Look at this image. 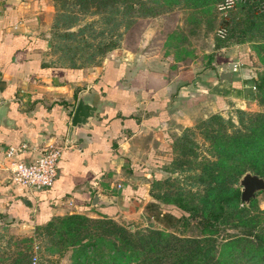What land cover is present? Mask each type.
<instances>
[{
    "label": "rangeland",
    "instance_id": "obj_1",
    "mask_svg": "<svg viewBox=\"0 0 264 264\" xmlns=\"http://www.w3.org/2000/svg\"><path fill=\"white\" fill-rule=\"evenodd\" d=\"M166 1L128 0L132 7L126 12L121 3V11L112 12V0L88 9L77 0H46L38 19L46 55L52 62L88 69L125 53L150 58L172 75L191 69L214 79L218 66L232 70L238 63L234 70L238 74L242 65L233 61L247 48L250 68L246 76L236 75L242 86H230L229 93L222 92L226 96L222 108H201L191 124L174 132L171 154L159 166L160 176L134 179L135 184L148 183L147 193L121 208L117 216L81 210L57 213L48 223L34 227L0 223V264H29L34 255L39 264H126L128 257L118 252V247H123L116 238L118 228L131 234L161 230L166 237L203 236L198 218L177 207V201L207 213L219 204L220 194L241 188L243 172L237 166L242 159L236 158L240 153L237 147L229 149L225 141L242 136L248 126H255L254 120L260 122L259 114H264V86L259 88V77L264 73V2L259 4L253 31L243 41L238 32L246 23V7L253 0ZM129 14L131 22L126 19ZM222 26L226 35L221 38ZM230 56V62L222 60ZM221 159H225L222 164ZM213 174H219L218 178L213 180ZM245 205H249L248 214L264 210V191ZM228 209L231 222L222 226L226 236L238 240L227 248L217 244L216 254L224 264H264V253L240 238L236 223L246 213L242 204L233 202ZM261 225L264 227V219L258 227ZM122 249L132 253L125 246Z\"/></svg>",
    "mask_w": 264,
    "mask_h": 264
},
{
    "label": "crops",
    "instance_id": "obj_2",
    "mask_svg": "<svg viewBox=\"0 0 264 264\" xmlns=\"http://www.w3.org/2000/svg\"><path fill=\"white\" fill-rule=\"evenodd\" d=\"M45 3L0 0L1 96L13 98L6 105L10 124L0 123V223L34 227L57 213L81 210L117 216L147 193L148 183L135 184L134 179L160 176L174 132L191 124L199 109L222 108V92L242 86L236 75L244 77L250 68L248 49L233 61L242 66L238 74L233 71L232 82L206 73L200 74L206 79H199L191 69L172 75L150 58L125 53L97 68L56 63L47 57L38 31ZM83 91L87 99L100 95L103 112L89 128L78 127L75 140L67 142L70 117ZM22 141L36 148L19 154L26 160L47 143L62 145L50 187L26 191L10 181L13 164L3 162L4 151Z\"/></svg>",
    "mask_w": 264,
    "mask_h": 264
},
{
    "label": "trees",
    "instance_id": "obj_3",
    "mask_svg": "<svg viewBox=\"0 0 264 264\" xmlns=\"http://www.w3.org/2000/svg\"><path fill=\"white\" fill-rule=\"evenodd\" d=\"M65 1V0H64ZM111 0H77L82 4V7L88 9L89 6L99 8L108 5ZM221 0H215L220 2ZM167 3L171 0L166 1ZM264 0H253L248 3L246 7L245 25L240 30L243 35L240 40H245L247 34L253 31L252 23L258 18L259 4ZM119 3L122 10H128V0H112V12H118ZM141 5V4H140ZM258 11V12H257ZM127 22H131L132 16L127 15ZM225 27H221V34ZM221 38L226 34L220 35ZM246 37V38H245ZM224 45V44H223ZM119 52V51H117ZM252 61H249L251 63ZM75 66V65H72ZM259 88L264 86V73L260 75ZM262 119L260 122L256 119L253 124L255 126H248L247 130L242 136L237 135L232 139L226 140L229 149L237 147L240 153L236 158L242 159L238 163V170L244 172L246 169L255 171L264 176V114H259ZM224 142V141H223ZM222 158V157H221ZM230 158V157H229ZM225 159H221L222 164ZM219 174H213L211 177L215 180ZM264 191V190H262ZM261 192V191H260ZM219 204L207 213H198L197 207H188L186 204L177 201L176 205L184 212H188L189 216L197 217L203 229V236L193 238H183L181 236H174L172 234H164L163 231L157 230L151 233L136 232L131 234L128 230L118 228L117 240L122 241L125 249H131L132 253L123 251V247H118V252L121 256L128 257L126 264H224L219 256L216 254V245L220 243L221 248L235 246L238 237L226 236L227 230L222 225L231 222L230 212L228 206L233 202L242 204V209L246 211L242 220H238L236 226L240 227V238L249 241L255 245V250L258 253H264V227L259 226L260 219H264V210H258L257 215L248 214L249 205L241 200V188L235 187L230 192H223L220 194ZM256 196L251 197L250 204ZM184 216V215H183ZM51 220V219H50ZM48 220L46 223H48ZM235 224V223H234ZM38 226V225H37ZM223 240V241H222ZM132 256V258H130ZM167 259V261H165Z\"/></svg>",
    "mask_w": 264,
    "mask_h": 264
},
{
    "label": "built area",
    "instance_id": "obj_4",
    "mask_svg": "<svg viewBox=\"0 0 264 264\" xmlns=\"http://www.w3.org/2000/svg\"><path fill=\"white\" fill-rule=\"evenodd\" d=\"M238 67V63H235L232 71L237 70ZM35 149V146L22 141L15 145H8L4 151L3 162L9 160L13 164L10 181L26 191L50 187L58 173V158L62 145L47 143L39 149L37 156L27 160L19 157L21 152ZM29 264H39L37 256L34 255Z\"/></svg>",
    "mask_w": 264,
    "mask_h": 264
},
{
    "label": "water",
    "instance_id": "obj_5",
    "mask_svg": "<svg viewBox=\"0 0 264 264\" xmlns=\"http://www.w3.org/2000/svg\"><path fill=\"white\" fill-rule=\"evenodd\" d=\"M216 71L219 80L232 82L233 71L231 69H221L218 66ZM4 81V78H0V123L8 126L10 124V118L6 114V105L13 98L1 96L4 91ZM93 88L97 91V88ZM101 101L102 99L98 93H95L90 99L86 98L84 91L79 94L75 110L70 117L67 142L75 140V133L78 127L89 128L95 115L103 112L100 110L102 107ZM239 184L241 186V200L248 204L251 197L256 196L258 192L264 190V176L255 171L246 170L241 174Z\"/></svg>",
    "mask_w": 264,
    "mask_h": 264
}]
</instances>
